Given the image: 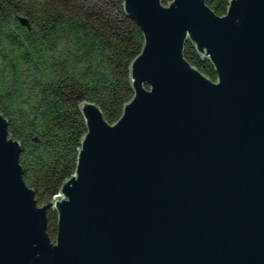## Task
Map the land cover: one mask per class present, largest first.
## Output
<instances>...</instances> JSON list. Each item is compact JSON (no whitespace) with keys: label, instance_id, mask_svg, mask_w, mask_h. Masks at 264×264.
<instances>
[{"label":"water","instance_id":"water-1","mask_svg":"<svg viewBox=\"0 0 264 264\" xmlns=\"http://www.w3.org/2000/svg\"><path fill=\"white\" fill-rule=\"evenodd\" d=\"M124 8L144 36L134 95L113 123L80 104L76 170L48 203L0 112V264H264V0H230L223 15L207 0Z\"/></svg>","mask_w":264,"mask_h":264},{"label":"trees","instance_id":"trees-1","mask_svg":"<svg viewBox=\"0 0 264 264\" xmlns=\"http://www.w3.org/2000/svg\"><path fill=\"white\" fill-rule=\"evenodd\" d=\"M229 2L207 0L219 15ZM143 44L124 0H0V112L22 142L24 180L40 204L76 170L87 131L80 104L96 102L112 123L120 118L134 95L130 65ZM185 57L217 79L191 42ZM48 218L55 240L57 212Z\"/></svg>","mask_w":264,"mask_h":264}]
</instances>
